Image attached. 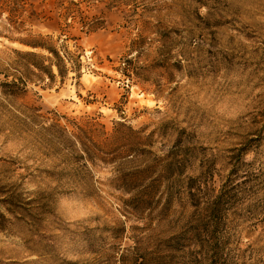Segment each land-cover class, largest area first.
<instances>
[{"label":"rangeland","instance_id":"rangeland-1","mask_svg":"<svg viewBox=\"0 0 264 264\" xmlns=\"http://www.w3.org/2000/svg\"><path fill=\"white\" fill-rule=\"evenodd\" d=\"M0 264H264V0H0Z\"/></svg>","mask_w":264,"mask_h":264},{"label":"trees","instance_id":"trees-1","mask_svg":"<svg viewBox=\"0 0 264 264\" xmlns=\"http://www.w3.org/2000/svg\"><path fill=\"white\" fill-rule=\"evenodd\" d=\"M52 53H56V52H52ZM57 67V70L59 73H62L61 69L59 68V65L56 64L55 65ZM51 75V73L49 74ZM120 125H123L122 123H118V126ZM80 135H74V139L76 140L77 143H79V145L83 148V154H86V155H89L87 150H86V146H85V142L82 141V139L86 140V142L88 141H91V139L94 137L92 136V131L90 129H86V130H80ZM128 132L130 134V136H132V139L134 140L133 142L135 144H133L134 146L137 145L138 141H139V138L137 137V133L138 132H135L133 131L130 127L128 128ZM121 137H120V131L116 128H114L112 130V132L108 135L107 137V146H108V149H109V153H113V151L115 150H118L120 149V146L122 145H117V146H114L116 141L120 140ZM115 158V157H113ZM110 160V158L106 159V161Z\"/></svg>","mask_w":264,"mask_h":264}]
</instances>
